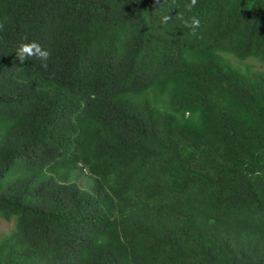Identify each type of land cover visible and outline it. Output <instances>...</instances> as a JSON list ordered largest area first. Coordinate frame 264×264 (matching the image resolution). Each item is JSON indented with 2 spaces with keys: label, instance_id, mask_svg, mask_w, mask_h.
Instances as JSON below:
<instances>
[{
  "label": "trees",
  "instance_id": "obj_1",
  "mask_svg": "<svg viewBox=\"0 0 264 264\" xmlns=\"http://www.w3.org/2000/svg\"><path fill=\"white\" fill-rule=\"evenodd\" d=\"M190 2L0 0V264H264V0Z\"/></svg>",
  "mask_w": 264,
  "mask_h": 264
},
{
  "label": "clouds",
  "instance_id": "obj_2",
  "mask_svg": "<svg viewBox=\"0 0 264 264\" xmlns=\"http://www.w3.org/2000/svg\"><path fill=\"white\" fill-rule=\"evenodd\" d=\"M197 4V0H191L190 4L187 5L188 9L191 10ZM170 17L164 15L161 17V23L166 24L169 21ZM185 26L188 27L191 31L192 35H195L197 30L200 27V21L196 17H192L190 20H184ZM3 26L0 25V28ZM16 57L23 64L28 60H36L41 62V67L47 69L48 60L51 57V52L45 49L42 45H40L37 41L32 40L28 41L27 37L24 38V41L21 42L16 48ZM85 178H82L78 183L79 185H83L85 182Z\"/></svg>",
  "mask_w": 264,
  "mask_h": 264
},
{
  "label": "rangeland",
  "instance_id": "obj_3",
  "mask_svg": "<svg viewBox=\"0 0 264 264\" xmlns=\"http://www.w3.org/2000/svg\"><path fill=\"white\" fill-rule=\"evenodd\" d=\"M14 228L13 222H6L0 219V235L9 233Z\"/></svg>",
  "mask_w": 264,
  "mask_h": 264
}]
</instances>
